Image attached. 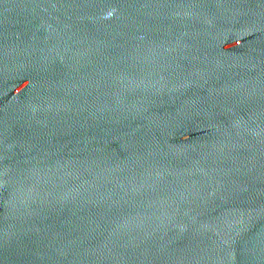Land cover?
<instances>
[{"label":"water","instance_id":"1","mask_svg":"<svg viewBox=\"0 0 264 264\" xmlns=\"http://www.w3.org/2000/svg\"><path fill=\"white\" fill-rule=\"evenodd\" d=\"M0 264H264V0H0Z\"/></svg>","mask_w":264,"mask_h":264}]
</instances>
